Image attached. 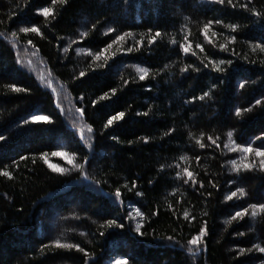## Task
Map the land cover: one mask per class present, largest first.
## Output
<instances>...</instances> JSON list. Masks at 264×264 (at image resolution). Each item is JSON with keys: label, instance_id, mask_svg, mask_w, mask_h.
Here are the masks:
<instances>
[{"label": "trees", "instance_id": "1", "mask_svg": "<svg viewBox=\"0 0 264 264\" xmlns=\"http://www.w3.org/2000/svg\"><path fill=\"white\" fill-rule=\"evenodd\" d=\"M233 2L236 8L227 0L225 5L210 0H69L67 6H54L55 21L51 17L46 21L36 9L50 6L48 0H0V32L7 37H0V135L4 137L0 169L7 166L14 177H0V264H114L117 259H127L128 264H260L264 260V254L253 247H264V213L249 208L243 219L232 220L236 211L264 203V172L259 171L254 153L246 157L239 150L230 151L234 146L256 147L264 137V53L252 51L253 45L264 42V18L257 22L251 15L264 13V0ZM246 3L247 11L240 7ZM21 19L40 27L44 38L20 34L14 41L11 32L29 26L18 25ZM216 19L222 24L213 23L209 43L201 29ZM230 24L238 25L237 31L227 27ZM109 28L117 32L106 34ZM158 30L162 37L149 46L148 39ZM127 31L134 38H126L123 47L143 37L139 51L114 56L108 67H102L103 59L95 61L96 52ZM84 32L87 36L81 37ZM185 35L196 56H185L178 49ZM232 36L235 43H230ZM28 39L39 50L35 55ZM13 43L18 44L22 63L16 62ZM221 45H228V51H221ZM63 47L70 51L63 52ZM113 51L120 53L121 46L113 45L107 54ZM209 59L233 63L221 65L226 71L217 73L211 66L203 68L201 61ZM188 65L201 71L190 68L182 73ZM140 67L150 70L144 81L139 80ZM81 71L87 75L77 79ZM9 85L27 91L16 93ZM111 88L117 89L115 97L91 105ZM204 91L210 92L209 97L193 101ZM80 96L85 97L83 104ZM57 99L63 112L55 107ZM80 107L85 108L83 117L76 111ZM118 111L125 112V119L103 130L102 125ZM145 111L148 116L137 115ZM33 114L49 115L53 124H26ZM89 125L92 133L87 131ZM228 132L233 133L231 139ZM209 136L219 137V148ZM197 139L205 144L203 149ZM89 144L94 155L88 156L85 166L88 180L63 157L52 155L75 154L73 164H80ZM43 152L48 153L49 164L66 172H52L39 159ZM233 159L239 173L232 170ZM13 161L18 169L12 167ZM246 162H255L257 169L245 172ZM185 168L193 172L194 187L176 178L177 173L184 175ZM133 181L137 187L128 192L123 186L131 187ZM238 187L246 195L226 200ZM117 188L123 193L122 204L114 199ZM137 191L143 195L137 196ZM137 208L143 218L136 216ZM185 211L196 219L185 221ZM107 219L125 227L109 229ZM204 221L207 250L196 249L193 255L187 240ZM137 223L143 236L135 231ZM56 241L78 244L89 256L74 248H58ZM241 249L245 254H240Z\"/></svg>", "mask_w": 264, "mask_h": 264}, {"label": "snow or ice", "instance_id": "2", "mask_svg": "<svg viewBox=\"0 0 264 264\" xmlns=\"http://www.w3.org/2000/svg\"><path fill=\"white\" fill-rule=\"evenodd\" d=\"M211 3L215 4V5H225L226 0H210ZM48 3L50 4V6H44V7H39L38 9H36V14L38 17L43 18L44 20H48L49 17L52 18L53 21H55L57 18L55 16V12H54V6L57 4H60L62 6H67L69 4V0H48ZM249 3H251V0H249ZM227 5L232 7V8H236V4L233 2V0H227ZM241 8L245 9L246 11L249 10V5L246 4H241L240 5ZM252 17L256 18V21L259 22V20L261 18H264V13H261L259 11H252L251 12ZM18 25H29V26H19L17 31H12L11 32V36L14 38V41H18L20 38V34H23L24 36H28L29 34H35L36 36L41 37L42 39L43 37V33L41 32L40 27L34 26L31 24L30 21H26L24 19L19 20ZM213 23L220 25L222 24V21L220 19H216L215 21L209 20L206 23L203 24V27L201 29V34L208 39V33L210 31V29L213 26ZM54 26V25H53ZM45 27H47V25H45ZM227 27L231 28V30L233 32L237 31L238 29V25L235 24H230L227 25ZM93 28H95V25H93ZM149 33L152 32V29L148 30ZM117 30L115 28H109L108 29V33L106 34H110V33H116ZM81 37H86L87 33H80ZM163 35V33L161 31H156L154 35H151L150 38L148 39L147 43L148 45H152L155 44L157 41V38H161ZM213 35H215V33H213ZM0 37H4L5 39H7L6 36H4V33L0 32ZM126 38H134V34L130 31L127 32H123L116 34L115 38L111 40L110 43H107L106 46L96 52L95 54V61H100L101 59H103L104 64L102 65V67H108L107 62L109 60H112L114 56L118 55V54H125V53H132L133 51H139V49L141 47L144 46V38L141 37L138 40L134 39V42L132 45L128 46L127 48H124L123 45L126 44L128 41ZM62 39V38H61ZM183 41L182 43H179L177 45L178 49L185 55L188 56L189 53L191 54V56H196V52L191 50V44L188 41V37L187 35H185L183 37ZM209 43H212V41L210 39H208ZM236 42V37L232 36L230 39V43H235ZM71 43H76V41H72ZM172 44H177L176 40H172L171 41ZM27 44L30 45L33 49H35V51L32 53L33 55L36 54V52H38L39 50L36 49L35 44H33L32 39H28L27 40ZM113 45H120L121 46V52L117 53L116 51L111 52V54H107L109 52L110 49L113 48ZM13 48L17 49L16 52V62L17 63H22V61H20L19 59V47L18 44L13 43ZM196 48L199 49L200 52H204V48L201 47L199 44L196 45ZM259 50L261 53H264V42L261 43H257L255 45L252 46V51L255 52L256 50ZM221 51H228V45H221L220 48ZM70 51L69 47H63V52L67 53ZM235 51L233 50V55H235ZM89 56H92L93 53L89 52L88 53ZM245 59H247V57H245ZM253 63H255V61H252ZM31 63V61H29V64ZM233 63V61L231 59L228 60H224L221 59L219 61L216 60H211L209 59L207 63H204L203 61H201V64L203 65V68L207 69L209 68V66H211V68L217 72V73H221L226 71L225 68L221 67V65H228L231 66ZM192 68L193 71L195 72H200L201 68L199 67H195L193 68L192 65H188L184 68L181 69L182 73H186L189 71V69ZM95 71V70H93ZM138 72H139V80L144 81L147 78H149L150 76V70L148 67H140L138 68ZM87 75V73L81 71L79 73V77H77V79L81 78V77H85ZM43 79V77L41 78ZM128 81H124V84L127 85ZM244 85L241 84L240 87H243ZM9 87L11 88V90L13 92L16 93H20V92H26L27 89L25 88H20V87H16L15 85H9ZM48 87H51V83L49 82ZM52 92H55V89H52ZM117 94V89L116 88H111L110 92H105L104 94H102L101 96H99V98L97 100L91 101V105L93 107H95V105L99 104L101 101H109L112 97H115ZM210 92L209 91H204L202 95L198 96V97H193V101H195L196 99L203 101L205 100L206 97H209ZM85 100L84 96H80L79 97V102L81 104H83ZM261 101L257 100L256 104H260ZM56 108L60 109L61 112H63V109L60 108V104L58 102L57 99V103L55 105ZM76 111L83 117L85 115V108L84 107H80L77 108ZM237 115H239V111H237L236 113ZM137 115H143V116H148L149 112L145 111L143 113H137ZM125 119V112L123 111H118L115 115H111L106 123H104L102 125V129L103 130H107L109 129L111 126H113L115 123L119 122V121H123ZM39 122H44V124L46 125H52L53 124V120L50 118L49 115H37V114H33L31 116V121L25 120V123H31V124H38ZM87 131L89 133L93 132V128L91 125L88 126ZM174 131V129H170V132ZM170 134V133H169ZM101 135H103V131L101 132ZM233 133L232 132H228L227 136L229 139H231ZM80 140L83 141L84 139V129H80ZM4 137L2 135H0V140H3ZM111 139L116 140L117 138L115 136H112ZM261 139V144L256 146V147H252L251 144H249L246 147H238V146H234L230 149V151H237L239 150L240 152L244 153L245 156L247 157V154L249 153H254L255 157L258 158L259 160V164H258V168L259 171L264 172V137L259 138ZM208 140L211 142L212 145H215L216 148H219L220 145L217 143V140H219V137H216L215 139H213L211 136L208 137ZM145 143H147V139H145L144 141ZM196 143L199 145V147L201 149H203L205 147V144L201 142V139H197ZM235 143V142H233ZM225 148H228V144L224 145ZM92 149V145L89 144L87 146V154L82 158V163L80 164H73V160L75 159V154H69L68 152H62V151H56L53 152L52 155L53 156H59V157H63L65 160H67L68 164H72L74 168H76L78 171L83 173V179L88 180L89 176L87 174V172L85 171V166L89 163L88 160V156L89 155H94V153H92L91 151ZM21 160H27L28 157L26 156H21L20 157ZM39 159L41 161H43L44 164H47L48 167L52 170V172L55 173H65L66 169L63 167H60L56 164H49L48 163V153L47 152H43L40 154ZM181 159H184V157H181ZM32 163L35 164L36 160L33 159ZM231 164H232V170L236 173H239L241 171V168L239 166H237V162L235 159L231 160ZM12 167L18 169L19 165L16 163V161L12 162ZM177 167H179V165H177ZM243 170L245 172H249V171H254L257 169V164L255 162H250V163H244L242 165ZM163 170V169H161ZM0 177H4L7 178L8 180H12L14 179L13 177V172L8 170V167L5 166L3 169H0ZM177 179L182 180L184 184H188L189 182H191L192 186L194 187L197 184V181L194 179V175L193 172L189 171L187 168L184 169V175L181 176L179 173H177ZM93 183H95L96 181H92ZM106 182V181H105ZM151 183V181H150ZM203 183H200V187L203 188ZM128 192L133 191V189H135L137 187L135 181L132 182V186L129 187L128 184H124L123 186ZM213 187H215V185H213ZM137 196H142L143 193L137 191L135 193ZM123 193L121 191L120 188H117L114 192V199L118 200L121 204L123 203V200L121 199ZM209 195H211V193H209ZM244 195H246L244 188L242 187H238L235 191H232L230 193V195H228L226 197V200L231 201L233 200L234 197H243ZM249 208L251 209H259V211L261 213H264V203H258V204H250L248 206V208H244L242 211H236L235 214L232 216V220H236L237 218L243 219L244 216H246L248 214V210ZM136 216L137 217H141L143 218V213L137 208L136 210ZM158 212L153 213V215H157ZM206 215V213H205ZM253 216L256 215L255 212L252 213ZM128 219L131 220L133 219V217L131 215L128 216ZM177 219H179V217H177ZM183 219L185 221H189L191 222L192 220H195L196 217L195 216H190V213L185 211L183 213ZM106 226L111 229V228H117V229H123L125 227V225L123 223H118L116 219H107L106 220ZM141 227L142 225L140 223L136 224V228L135 231L136 233H138L140 236H143L144 233L141 231ZM101 235H104L103 232L100 233ZM241 235H243V233H240ZM208 235V231H207V221L203 222V226L199 228V230L197 231L196 234L192 235L190 239L187 240V244L190 246L188 248V252L192 253L193 255H196V249H200L202 248L204 251L207 250V243L205 240V237ZM166 239H168L169 241H171L173 239L172 236H167ZM56 247L58 248H65V249H76V251L78 252H82L84 253V255L86 257L89 256V253L85 252V250L83 248H81L78 244H61L59 241H56ZM255 248L256 251H258L259 253L264 254V247H261L260 245L256 244L253 246ZM246 250L245 249H241L240 250V254L243 255L245 254ZM93 264H95V262H93ZM114 264H128V260L127 259H117L114 261ZM260 264H264V260H261Z\"/></svg>", "mask_w": 264, "mask_h": 264}, {"label": "rangeland", "instance_id": "3", "mask_svg": "<svg viewBox=\"0 0 264 264\" xmlns=\"http://www.w3.org/2000/svg\"><path fill=\"white\" fill-rule=\"evenodd\" d=\"M31 57L33 58V55H31ZM40 68H42V67H40ZM42 70L44 71L45 68L43 67ZM72 206H79V204H72ZM51 221L52 222H55L56 221V218H53Z\"/></svg>", "mask_w": 264, "mask_h": 264}]
</instances>
